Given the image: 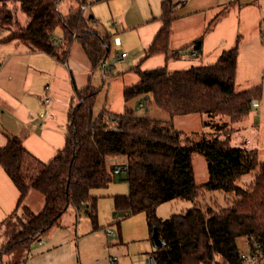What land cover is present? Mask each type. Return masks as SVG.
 Returning <instances> with one entry per match:
<instances>
[{
    "label": "trees",
    "instance_id": "16d2710c",
    "mask_svg": "<svg viewBox=\"0 0 264 264\" xmlns=\"http://www.w3.org/2000/svg\"><path fill=\"white\" fill-rule=\"evenodd\" d=\"M61 1L0 0V29L9 32L3 41L16 40L64 61L72 42L80 40L95 66L105 64L104 58L111 53V34L102 35L94 27L98 19L93 14L85 15L83 7L88 0H74L78 6L67 14L61 9ZM161 7L163 26L146 48L145 56L132 68L140 81L125 89V97L140 100L149 95L142 108L153 103L168 118H155L149 109L139 114V108L129 106L119 115L104 111L95 117L99 89L90 84L82 89L75 86L78 103L70 110L66 144L50 161L31 167L21 138L8 136L7 142L0 145V166L21 195L16 210L0 223L5 234L0 247L1 264L5 254L11 256L13 264L19 263L34 241L59 225L70 207H86L97 228V197L92 190L117 180L127 181L130 186L128 194L115 195L118 216L145 212L151 238L156 228L166 243L151 252L155 264H245L238 246L240 237L247 239L251 254L264 260V161L256 149L233 145L228 135H218L233 131L231 124L250 112L253 100L262 96L263 86L236 90L240 36L235 46L224 50L213 64L180 70H170L166 65L142 69L140 63L151 55L165 53L168 59L177 58L186 49L169 47L175 1L163 0ZM59 29L63 40L57 42ZM206 31L191 45L198 55ZM262 38L264 43V28ZM104 68L108 70V65ZM191 113L209 119L227 116L229 120L214 128L220 132L213 136L206 130L189 134L176 129L174 117ZM204 124L210 125L208 120ZM197 153L205 156L209 172V180L201 184L196 181L193 164ZM124 158L127 167L115 173L117 160ZM252 171L256 172L252 187L241 186V177ZM30 189L45 197V206L39 212L24 203ZM206 191H223L232 195L233 201L222 208L196 204L166 219L157 214V207L164 202L196 201ZM20 209L23 215H19ZM12 219L21 226L17 227Z\"/></svg>",
    "mask_w": 264,
    "mask_h": 264
},
{
    "label": "crops",
    "instance_id": "0c3cea01",
    "mask_svg": "<svg viewBox=\"0 0 264 264\" xmlns=\"http://www.w3.org/2000/svg\"><path fill=\"white\" fill-rule=\"evenodd\" d=\"M162 1L150 0L152 9L146 10L147 6L143 15L135 20L128 18L134 0H125L123 8H117L118 0H95L87 5L90 14L98 19L94 27L102 35L111 34V53L105 62L108 70L105 64L95 66L92 63L80 40L72 42L67 58L61 61L46 52L31 50L16 40L3 41L9 32L0 29V145H4L10 135L19 136L29 153L31 167L54 158L66 144L70 110L78 103L75 86L82 89L91 84L99 89L94 103L99 115L104 111L119 115L127 106L137 107L139 97L126 100L125 89L140 81L139 74L132 68L145 56L146 48L163 26L160 19ZM174 1L176 8L169 47L170 50L186 49L177 58L168 59L165 53L151 55L140 63L141 68L166 65L170 70H180L213 64L224 50L235 46L240 36L236 90L262 85L263 94L253 100L250 112L243 119L231 124L232 136L238 133L241 138L232 144L256 149L259 159L264 161L263 5L260 0H216L207 7H203L206 0ZM84 13L88 15L86 9ZM19 16L25 19L22 14ZM105 20L115 23L102 32L98 22ZM205 31L202 51L198 55L191 50V45ZM62 35L59 29L57 37ZM122 53H127L124 59L119 58ZM46 97L50 98L49 103L44 102ZM255 102L259 103L258 107L253 106ZM42 113L46 115L41 117ZM204 121L205 115L201 113L177 115L173 119L176 129L189 134L201 132ZM125 163L120 159L115 166ZM20 195L19 188L0 166V223L16 210ZM38 197L35 189H30L24 203L33 208ZM38 201L39 207L44 208L43 199ZM79 212L80 209L70 207L59 225L34 241L17 264H83L80 248H84L86 240L81 234L83 217ZM4 241L2 236L0 247ZM101 244L102 264L116 263L107 259L108 249ZM3 264H13L10 255L3 256Z\"/></svg>",
    "mask_w": 264,
    "mask_h": 264
},
{
    "label": "rangeland",
    "instance_id": "374dc122",
    "mask_svg": "<svg viewBox=\"0 0 264 264\" xmlns=\"http://www.w3.org/2000/svg\"><path fill=\"white\" fill-rule=\"evenodd\" d=\"M95 0H88V6L91 5ZM117 8H123L125 6V0H118ZM129 1V0H128ZM183 2L185 0H182ZM150 0H134V7L128 12L129 20L137 19L138 15H143L145 8L149 6L146 10L150 11L152 9V4L150 5ZM211 2H216V0H206L204 1L203 7H207ZM263 5L264 11V0H260ZM127 3V2H126ZM124 4V5H122ZM181 4V3H180ZM85 6L86 14H90L88 6ZM61 9L64 13H68L72 7H77L78 3L74 0H62L60 3ZM151 7V8H150ZM20 15V12H18ZM115 21L105 20L98 22L100 31L105 32V28L109 29V26L113 27ZM97 109V107H96ZM146 109H149L150 114L158 119H167L168 115L157 105L150 103L145 108H139L137 111L139 114L144 113ZM95 111V108H94ZM99 116V112L95 111V117ZM205 120H208L210 125L205 126L203 130L209 132V136L216 135L220 130H215L217 126L223 125L229 120L227 116L217 115L213 119H209L205 116ZM199 133V132H198ZM233 131L230 132L222 131L220 136L226 137L227 135L231 137V143H235L236 140H240V136L235 134L232 136ZM234 137V139L232 138ZM234 141V142H233ZM126 158H124L125 160ZM193 164L195 168V175L197 183H205L209 180V172L207 167V161L203 154L197 153L193 157ZM254 171L247 173L241 177L239 184L243 187H252L255 182ZM130 191V186L127 181H113L109 186L104 188H97L92 190V194L97 197L96 202V212H97V222L98 227L96 228L93 224V219L91 215L87 212L86 207L80 209L82 221V236L85 237L86 244L81 247L83 264H102L104 260L103 253L101 252V243L105 244L108 249L106 254L109 261L114 259L117 261L112 264H152L150 261L151 252L154 248L153 239L149 233V227L147 223V218L145 212H140L129 217L118 216L115 209V195L117 194H128ZM38 199L42 198L45 204V197L42 193L35 190ZM35 199L33 202L34 211H41L42 207H39V201ZM233 196L224 193L223 191H206L201 195L196 201H191L187 199H175L171 201L164 202L157 207V214L159 217L166 219L174 213L186 212L189 208L194 205H210L214 208H222L228 206L232 203ZM19 215L22 214V209L19 211ZM124 215V213H123ZM120 221V230L119 222ZM16 226H21L17 219H12ZM4 231V227L0 228V241L1 234ZM87 233L86 235H84ZM115 236H112V234ZM121 233V238H120ZM238 246L241 252L250 255V246L248 241L244 237L238 239ZM111 257V258H110ZM111 262V261H110ZM110 264V263H109ZM245 264H264V260L256 263L251 261H245Z\"/></svg>",
    "mask_w": 264,
    "mask_h": 264
},
{
    "label": "built area",
    "instance_id": "2783aa9c",
    "mask_svg": "<svg viewBox=\"0 0 264 264\" xmlns=\"http://www.w3.org/2000/svg\"><path fill=\"white\" fill-rule=\"evenodd\" d=\"M83 8H85V7H83ZM55 40L57 42H60V41L63 40V38L62 37H56ZM126 56H127V53H122L119 56V58L120 59H124ZM148 98H149V95H145L144 98L140 99V101L138 102L137 108L144 107L145 100L148 99ZM44 102L45 103H49L50 102V98L49 97H46L45 100H44ZM253 106L258 107L259 106V103L255 102V103H253ZM45 115H46V113H42L41 114V117H44ZM126 167H127V164H119V165L115 166L114 171H115V173H119V172H122ZM242 257H243V259L245 261H251L252 263L259 262V256L256 255V254H250V255H248V254L243 253ZM111 261L112 262H115V260L112 259V258H111ZM150 261H151L152 264H155L154 258H151Z\"/></svg>",
    "mask_w": 264,
    "mask_h": 264
},
{
    "label": "water",
    "instance_id": "95a60500",
    "mask_svg": "<svg viewBox=\"0 0 264 264\" xmlns=\"http://www.w3.org/2000/svg\"><path fill=\"white\" fill-rule=\"evenodd\" d=\"M106 62V58H104V63ZM111 130H116V128H110ZM152 239H153V242H154V246L156 248H162L166 245L165 241H163L160 237H159V234H158V231L157 229L155 228L153 233H152Z\"/></svg>",
    "mask_w": 264,
    "mask_h": 264
}]
</instances>
